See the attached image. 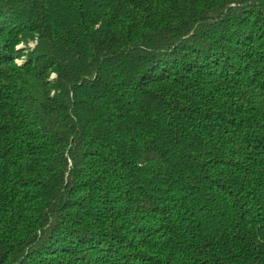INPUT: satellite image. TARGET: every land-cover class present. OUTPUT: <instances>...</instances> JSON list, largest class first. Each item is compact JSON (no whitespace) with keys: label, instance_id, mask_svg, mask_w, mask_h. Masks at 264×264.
Wrapping results in <instances>:
<instances>
[{"label":"trees","instance_id":"1","mask_svg":"<svg viewBox=\"0 0 264 264\" xmlns=\"http://www.w3.org/2000/svg\"><path fill=\"white\" fill-rule=\"evenodd\" d=\"M0 264H264V0H0Z\"/></svg>","mask_w":264,"mask_h":264}]
</instances>
